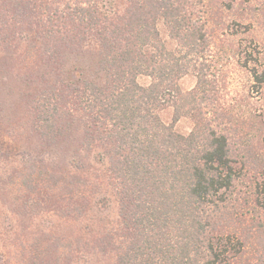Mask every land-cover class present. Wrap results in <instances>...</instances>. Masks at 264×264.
Returning a JSON list of instances; mask_svg holds the SVG:
<instances>
[{"label":"trees","instance_id":"obj_1","mask_svg":"<svg viewBox=\"0 0 264 264\" xmlns=\"http://www.w3.org/2000/svg\"><path fill=\"white\" fill-rule=\"evenodd\" d=\"M224 1L223 10L237 9V0ZM215 3L0 0V83L18 81L21 128L44 154H0V189L30 211L53 202L73 230L50 238L52 262L51 247L39 243L26 264H240L244 234L233 226L248 211L234 206V188L257 162L250 145L245 161L231 146L236 119L217 99ZM262 45L238 44L234 56L248 91L260 95ZM16 66L25 72H11ZM187 76L194 86L182 91ZM185 119L182 134L175 124ZM60 149L71 158L59 163ZM253 183L264 212V180ZM112 206L115 219L104 214Z\"/></svg>","mask_w":264,"mask_h":264},{"label":"rangeland","instance_id":"obj_2","mask_svg":"<svg viewBox=\"0 0 264 264\" xmlns=\"http://www.w3.org/2000/svg\"><path fill=\"white\" fill-rule=\"evenodd\" d=\"M217 1L218 3H215L214 26L217 33L222 34L218 41V47L213 52V65L217 76V99L222 107L233 109L231 114L236 119V121H232V126L230 125L232 130L237 131L236 133L231 132L233 134L231 135V146L240 154V160L245 161L242 153L245 146L250 145V148H253L255 152L257 162V165L247 166L250 171L248 178L243 179L234 188V206H237L238 209L241 208V212H246V209L248 211L239 220V223L234 222L237 229L233 226L234 230L237 231L240 228L239 231L244 234V247L238 262L240 264H263L264 228L259 229L257 226L259 223H256L255 220L260 221L264 227V212L255 205L253 181L264 180V112L261 111L264 105V95H260L256 91H248L251 85L248 75L236 64L234 56H237L235 50L238 48V44H249L253 39L262 40L264 48V25L262 27L257 25L258 22L263 24L264 0H237V9L233 12L223 10L226 3L224 0ZM238 18L242 20L240 27H236L238 23H235ZM250 22L253 23V28L248 26ZM246 27H248V32ZM159 29L162 38L166 40L164 30L161 26ZM235 33L237 36H232ZM18 71L20 68L17 66L11 69L14 74H17ZM23 72L25 70L19 73ZM17 82L10 79L0 83V154H8L10 157L31 155L33 158L41 160L44 154L40 142L35 136L30 138L21 128L24 126V120L22 119V103L19 104L21 101L17 93L19 91ZM144 82L146 81L141 80V83ZM179 86L182 91H187L194 86V79L187 76L179 82ZM14 113L17 116L15 119ZM161 118L164 122L170 123L171 109L166 107L161 112ZM13 119L14 123H11ZM9 126L13 132L11 135L8 133ZM175 130L187 134L190 131V122L186 119L181 120L175 124ZM60 150V158L57 160L59 163H62L63 159L71 158L69 153L71 148L67 149L68 152ZM65 163L66 161L63 162V164ZM35 198L38 197L35 196ZM15 199V193L12 194L7 189H0V264H26L31 256H35L32 246L37 247L39 243L51 247L48 259L52 262L57 255L50 244L52 241L50 238L57 239L60 234L59 230H63V237L72 236L71 224L69 222L62 224L64 221L52 211L53 202L48 204L41 202V205L30 211V207L23 209V206L20 205L22 202L15 201ZM52 201L55 202V198ZM20 209L27 211V214L18 215ZM106 213L110 218H116L114 206L109 211L105 210L104 214ZM10 224L14 226V229L7 234L2 228ZM50 226L53 231L49 232L47 228ZM58 226H61V229H57ZM23 246H25L24 250L21 249Z\"/></svg>","mask_w":264,"mask_h":264}]
</instances>
